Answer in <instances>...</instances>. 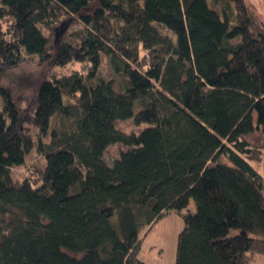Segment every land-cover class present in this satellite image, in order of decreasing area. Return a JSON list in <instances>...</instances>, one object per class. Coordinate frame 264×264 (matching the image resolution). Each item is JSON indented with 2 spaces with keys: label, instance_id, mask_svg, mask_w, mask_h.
<instances>
[{
  "label": "trees",
  "instance_id": "trees-1",
  "mask_svg": "<svg viewBox=\"0 0 264 264\" xmlns=\"http://www.w3.org/2000/svg\"><path fill=\"white\" fill-rule=\"evenodd\" d=\"M4 18L2 68L89 65L42 80L28 110L0 74V264H148L143 231L191 199L174 264L264 254V26L245 0H0ZM75 20L51 46L41 26ZM102 54L122 90L98 75ZM123 119L150 126L127 133ZM115 143L127 148L109 164ZM35 146L39 183L16 181Z\"/></svg>",
  "mask_w": 264,
  "mask_h": 264
},
{
  "label": "rangeland",
  "instance_id": "rangeland-1",
  "mask_svg": "<svg viewBox=\"0 0 264 264\" xmlns=\"http://www.w3.org/2000/svg\"><path fill=\"white\" fill-rule=\"evenodd\" d=\"M255 15L256 21L264 26V0H245ZM10 20L4 18L0 21V36L9 38L6 32L9 30ZM81 25L77 20L73 21L65 32L41 26L43 33L49 37L51 46H55L64 39L70 38L71 32L79 29ZM162 31L168 33L162 28ZM88 63L71 61L64 66L53 65L51 62L41 61L38 56L25 55L23 60L15 67L2 68L0 66L1 83L10 89L15 96L20 99V106L28 110L34 97V89L42 80L52 76L69 75L73 72H80L84 75L88 73ZM98 75L105 79H112L118 91L122 90V79L117 75L109 60V56L101 55V65L99 66ZM65 100L72 99L65 95ZM0 108L2 105L0 103ZM28 129L37 143L40 137L39 129L33 124H27ZM150 126L149 123L143 122L137 124L134 119H123L117 121V127L127 133H139ZM44 142H49V136L42 138ZM123 144L115 143L110 145L105 151V160L112 164L120 156V152L126 149ZM46 164V158L36 146L28 153L23 165L14 166L12 175L16 181H22L31 178L32 181L39 183V176ZM256 167L261 168L264 172V158L262 163L254 162ZM262 166V167H261ZM196 206L191 199L188 208L182 211H171L157 220L152 226L146 228L143 234L140 258L149 264H174L177 248L178 235L184 227V212H195Z\"/></svg>",
  "mask_w": 264,
  "mask_h": 264
},
{
  "label": "crops",
  "instance_id": "crops-1",
  "mask_svg": "<svg viewBox=\"0 0 264 264\" xmlns=\"http://www.w3.org/2000/svg\"><path fill=\"white\" fill-rule=\"evenodd\" d=\"M263 158H264V152H263V155H262V158L260 161H258V163H262L263 161ZM262 167V166H261ZM257 169L260 171V173L264 176V172L261 170V168L257 167ZM146 230L143 231V234L145 233ZM142 234V236H143ZM147 263V262H146ZM149 264V263H148ZM253 264H264V254H259L256 256L255 258V261Z\"/></svg>",
  "mask_w": 264,
  "mask_h": 264
}]
</instances>
